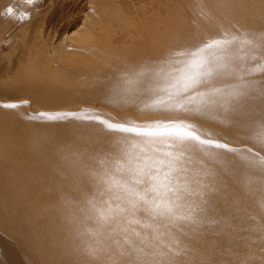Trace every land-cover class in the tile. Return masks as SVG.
Listing matches in <instances>:
<instances>
[{
	"label": "bare ground",
	"instance_id": "1",
	"mask_svg": "<svg viewBox=\"0 0 264 264\" xmlns=\"http://www.w3.org/2000/svg\"><path fill=\"white\" fill-rule=\"evenodd\" d=\"M152 1L155 4L157 2L166 4L167 1H170L172 8L168 10L161 9L160 12L156 8L158 4L156 7L150 6V4L154 5L151 3ZM174 1L140 0L141 7L137 8L135 6L139 4L138 1V4L134 5L135 3L132 4L128 0H95L93 3L91 2L95 5V10L92 13L90 12L91 14L86 12L88 14L87 19L83 23L81 22L82 24L77 29L74 27L75 31L62 33L65 35L61 39L59 38L60 40L54 34L53 37L58 40L57 42L51 43L50 39V41L46 40V42L49 41L47 46L51 45L48 46L49 48L45 47L35 35L36 30L33 31V34H31L32 32L29 34L30 37L27 36L28 34L16 33L20 34V38L18 40L16 37H19V35H16L17 43L13 40L16 44L12 46L13 43H11L10 45L13 48L8 49L5 53L2 51L3 49L1 50L4 53L3 56L0 55L4 61L2 64L5 63L4 59H7L9 62L6 63L10 66L13 55L17 54L18 51L20 54L16 69L18 79L13 82L17 86L11 91L9 90L7 93L0 95V98L4 103L27 101V104L17 110L0 108V193L6 192L5 195L7 196L5 200L3 197V202L0 201V215L3 217V219L0 218V221L4 220L3 222L7 224L15 221L17 213L15 210L21 205L20 209L21 207L22 209L21 211L19 209L18 212H21V219L18 221L22 228L28 230L31 228L32 230L37 227L38 231L40 222H46V224L50 222L49 224L52 225L51 220L56 219L55 221H57L58 219V222H55L57 225L51 227L43 238L40 237L41 239L46 238L44 242L47 241L51 244L52 241L50 240H64L68 241L69 246L85 239L91 240L93 246H90L98 249L95 255H90L88 251L90 246L88 249L78 248V246L76 250H72L76 251L79 257L78 259L75 258L74 261L72 259L74 254L73 257L67 256L72 260L61 255V251L67 244L63 243V245H66L63 246L60 243L62 249L57 257L53 252H59V245H56L58 247L54 245L55 251H52L54 250L52 249L53 246L49 247L51 245L46 243L52 249H50L52 252H49L48 247L46 248L47 245L43 244L44 242L41 243L35 240L37 236L35 234H38L35 233L33 242L43 244L45 251L48 250L46 252L48 256L54 257L55 255L57 259L54 260L58 261V259L63 258L60 264H143L142 261H137L135 253L126 244H123V237L131 235L130 231L129 233L121 232L120 229L123 227H135L141 235L147 237V243L160 244L163 241L165 244H171V238L168 234L161 235V233H166L167 230L164 227L157 228L159 222L153 223V228H157L154 231L153 228H141L139 225L129 226L123 217L120 218L119 225L115 222L112 223L111 227L116 229L112 235H109V227H105L97 236H94L95 238L89 236L86 232L88 228H96L93 219L89 218L92 214L86 211L87 200L96 198L94 184L86 174L88 166H97V161L107 153L118 154L121 141L125 136H128L132 142L141 145L146 138L109 131L98 121L79 122L69 119L64 122H42L32 120L29 117L35 115L33 108H38L37 110L39 108L55 110L51 113L48 112L49 114L58 113L57 110L60 112L61 109H69L68 112L93 114V111L90 110L92 106L101 107L104 110L93 109L94 113H98L95 115L98 116L101 113L99 117L108 122L116 123L117 121V123L120 122L126 125L131 122L129 126L132 124L146 126L154 124L156 121L173 119L174 117L165 111L146 107L154 100L165 97L166 92L153 93L146 90L149 86V78L147 77L132 84L126 83V77L130 78L133 71L155 67L159 62L177 52H191L190 50H195L198 45L202 47L205 41H208L207 38L210 37L204 35L202 31L211 33L214 30V32L220 31L223 27L224 29L233 30L236 26L242 24V28L236 33H230L226 30L228 33L221 34L226 35L227 38H237L231 44V48L237 47L233 48L234 50H228V52L231 51L229 54L235 58L234 63L237 65L243 64L245 67L246 65L249 67L251 64H264V22H262L264 18L261 17V14L264 16V0H205V2L200 0L207 5L206 12L211 10V16L208 13L209 18L207 20L200 21L198 19V22L202 23V28L198 24L200 26H198L200 29L198 31L195 25L196 28H194L197 32L191 31L189 28L190 20H188L190 16L188 17V14L184 13L185 11L181 6H175L177 3ZM87 2L89 3V1ZM31 4L34 7L36 6V2H31ZM2 5L4 4L2 3ZM198 7H201L198 8L200 11L202 6ZM30 8L32 7L30 6ZM29 9H27V12ZM189 9L188 12L192 14V10L189 11ZM141 14L147 20L145 18V20H142L139 17ZM183 14H186L187 19L182 16ZM223 16H226L227 19L221 20ZM0 17L2 19L3 16ZM183 18L186 20L182 21ZM212 22L215 23L216 27L212 26ZM78 23L76 26H78ZM229 23L230 25L227 26ZM29 25L25 28L33 26ZM30 28L32 29V27ZM20 29L22 30V28ZM53 37L52 39H54ZM246 39L252 40L257 46L252 47V49L250 45L242 43ZM168 46L172 49L174 46V49L172 50ZM249 51H252V53L248 54ZM204 55L207 56V53ZM239 57H243V59L241 60ZM186 58L179 57L181 61ZM172 71L174 72V81L183 77L188 69L181 63L174 66ZM255 76H257V73L254 77L250 76L247 79L254 81L259 79L260 81L259 76ZM234 82L231 79L216 81V85L221 86ZM262 86L264 85H257V88L263 89ZM255 95L260 99L256 100ZM253 97L251 101H247L244 110L247 114L233 115V113H228L224 116L225 119L230 121L228 124L213 120L210 116L192 115L181 116L180 118L186 119L204 132L210 133L211 135L206 138L229 140L239 143V145L241 143L244 146L248 142L249 147V141L250 143L254 142L251 138L253 137L252 133L254 135L256 133L254 130L257 131L256 122H264V97L262 95L258 96L255 92ZM82 106L91 107L80 110L79 108ZM96 110L99 112H95ZM216 111L218 114L220 113L219 109ZM247 134L252 137L249 138ZM253 142L252 144L256 143V141ZM234 146L236 145L234 144ZM114 148L118 151H115ZM211 151L216 150L211 149ZM257 151L260 152L256 149ZM133 152L135 153V150ZM262 153L264 156V152ZM192 157L193 168L207 167L216 174L214 181L216 192L207 197L209 203L205 220L218 222L211 225L205 223L202 227L196 229L188 226L184 229V232L176 233L180 240V248L183 251L181 255L174 257V264H264V182H262L264 174L262 175L261 171L249 174L247 168L240 164L241 160L238 159L237 155L232 153H224L223 164L209 160L204 152L196 148L193 149ZM7 209L9 213L5 214ZM81 209H85V211H81ZM138 215L144 216L143 213ZM33 221L34 223H31ZM14 223L9 225L10 230L15 228L18 232V224ZM13 225L16 226L13 227ZM1 227L3 229L0 230H4V226L1 225ZM4 234H6V226ZM131 238L138 247H145V244L141 243L135 236H131ZM3 240L5 242V239ZM116 240L121 243H115ZM175 247L173 245V248ZM27 248L29 249V247ZM71 249L70 247L69 251ZM41 250L43 251L40 252V255L43 254L44 248H41ZM145 250L152 251L153 249L145 248ZM160 250L167 251V248L161 245ZM3 251L1 252L0 248V253L5 256L7 253ZM9 251H11V254L14 252L13 249ZM31 252H34V249ZM64 252L63 254H65ZM122 252H126L128 255H121ZM18 253L15 251L16 255ZM78 253L81 254L78 255ZM2 254L0 255L3 256ZM33 257L36 258V255L34 254ZM33 257L29 258L35 260ZM21 258H23L22 255ZM64 258L66 259L64 260ZM9 259L11 258L9 257ZM23 259L26 262V258ZM32 259L31 261H33ZM50 260L51 258H49ZM19 261L21 262V260ZM56 264H59V262Z\"/></svg>",
	"mask_w": 264,
	"mask_h": 264
},
{
	"label": "snow or ice",
	"instance_id": "2",
	"mask_svg": "<svg viewBox=\"0 0 264 264\" xmlns=\"http://www.w3.org/2000/svg\"><path fill=\"white\" fill-rule=\"evenodd\" d=\"M6 11L12 16L14 9L10 7ZM18 18L30 19L27 15ZM236 39L227 38L226 35L210 38L202 47L191 52H177L155 67L133 71L130 78L126 77L128 84L147 77L149 86L146 90L153 93L166 92L165 97L154 100L146 107L165 111L173 119L156 121L146 126H129L105 121L88 112H41L29 117L42 122H64L69 119L79 122L98 121L109 131L146 138L141 145L125 136L118 154L107 153L97 161V166H88L86 174L96 189V198H89L86 202V211L92 214L89 218L96 224L95 229H86L89 236H96L105 227H109V235L114 234L116 229L111 225L113 222L119 225L121 217L129 226L139 225L141 228H153V223L159 222L157 228L164 227L167 230L161 235H170L171 244L163 241L160 244L147 243V237L141 235L135 227L120 229L123 233L131 232V235L123 237V244L143 264H174V257L183 251L176 233L184 232L188 226L196 229L205 223L211 225L218 222L205 220L209 203L207 197L216 192V174L207 167H192L193 149H199L209 160L220 164H223L224 153H232L264 172V157L259 153H252L251 148L231 147L228 143L204 138L211 134L180 118L210 116L213 120L228 124L230 121L224 118L228 113L247 114L244 110L254 92L264 96V89L257 88V81L247 79L264 66L246 68L243 64L234 63L235 58L229 54L228 48ZM242 43L253 48L257 46L250 39ZM210 50L214 51L205 56ZM179 57L187 58L181 61ZM181 63L188 71L173 81L172 69ZM229 79L235 82L221 86L214 83ZM26 104L27 101L0 103V108L17 110ZM217 109L220 110L219 114ZM256 129L252 139L264 148V122H256ZM140 213L144 216L138 215ZM131 236L139 239L145 247H138ZM114 242L121 243L119 240ZM161 245L167 251L160 250ZM173 245L176 247L173 248ZM145 248L153 250L146 251ZM88 251L90 255H95L98 249L90 246ZM121 255L128 253L122 252Z\"/></svg>",
	"mask_w": 264,
	"mask_h": 264
},
{
	"label": "rangeland",
	"instance_id": "3",
	"mask_svg": "<svg viewBox=\"0 0 264 264\" xmlns=\"http://www.w3.org/2000/svg\"><path fill=\"white\" fill-rule=\"evenodd\" d=\"M4 1V2H3ZM6 1V2H5ZM18 1V2H17ZM38 1V2H37ZM87 1H89V3L87 2ZM95 0H36V6L34 7V5L32 6V4H31V2H32V0H0V16H3L2 17V19H1V17H0V55L1 56H3L4 55V53L5 52H7L8 51V49L10 50L11 48H13V47H10V45H11V43H13L12 44V46H14V44H16L17 43V41L19 40V38H20V34L22 33V34H28L27 36H29L30 37V33L31 34H33V31L35 32L36 30H37V32H36V36L39 38V40L43 43V45L46 47L47 46V44L49 43V41L52 43V42H57L58 40H60L65 34H62V33H66V32H73V31H75V29H77L83 22H84V20H86L87 19V17H88V14H91L94 10H95V5L94 4H92L93 2H94ZM132 2H130L129 0H128V2H130V3H132V4H134V5H136V3H137V1H138V5H136L135 7H137V8H139V7H141V5H140V0H131ZM134 1V2H133ZM136 1V2H135ZM39 2H41L40 4H39ZM92 2V3H91ZM161 2H162V0H161ZM168 3H166V4H163V2H162V4H160V3H158L157 2V4H158V6H157V4H155V2L154 1H152L151 3H153L154 5H151L150 4V6H153V7H156L157 8V10H160V12H161V9H166V10H168V9H171L172 7H171V2L170 1H167ZM170 2V3H169ZM174 2H176L177 4H175V6H181V8L185 11H183L184 13H186V14H188V20H190V25H189V28L191 29V31H193V32H197L196 30H198V31H200V29H199V27L200 28H202V23H200V22H198V19L200 20V21H202L203 19H204V21L205 20H207L208 18H209V15H210V11H208V12H206L205 11V9H206V7H207V5L204 3L205 2V0H204V2H202V1H200V0H175ZM198 2V3H197ZM2 3L4 4V5H2ZM31 5H30V4ZM33 3V2H32ZM35 3V2H34ZM180 3V4H179ZM195 3V4H194ZM200 3V4H199ZM39 6H38V5ZM179 4V5H178ZM194 4V5H193ZM198 4V5H197ZM28 5H30L32 8H30V6H28ZM140 5V6H139ZM164 6V7H162V6ZM197 5V6H196ZM213 5H215V4H213ZM212 5V6H213ZM15 6V7H14ZM18 6V7H17ZM41 6V7H40ZM167 6V7H166ZM190 6V7H189ZM194 6L195 7V9H194V7L192 8V7ZM198 6H202V9L199 11V9L201 8H199ZM13 8L14 10H16L15 12H13V14H12V16H9L8 14H7V9L8 8ZM214 7V6H213ZM213 7H212V9H213ZM18 8V9H17ZM30 8V9H29ZM94 8V9H93ZM152 8V7H151ZM159 8V9H158ZM188 8H190L189 9V11H191L192 10V14H191V12L189 13L188 12ZM199 8V9H198ZM22 9V10H21ZM27 9H29L28 10V12H27ZM20 10V11H19ZM195 10V11H194ZM264 10V9H263ZM19 11V12H18ZM24 11V12H23ZM193 11H194V14H193ZM205 11V12H204ZM18 12V13H17ZM21 12V14H23V15H21V14H19ZM86 12L88 13V14H86ZM91 12V13H90ZM188 12V13H187ZM262 12V11H261ZM198 13V14H197ZM200 13H202V14H200ZM205 15H204V14ZM209 13V15H207ZM263 13V12H262ZM185 14V15H186ZM17 15V16H20V17H23V16H25V15H27V16H29L30 17V19H28V20H21V19H18L17 18V16L15 17V16ZM85 15V16H84ZM184 14L182 15V16H185ZM194 15V17L196 18H194V17H192ZM196 15H197V17H196ZM201 15H204V16H201ZM258 15H260L259 13H258ZM84 16V17H83ZM87 16V17H86ZM143 16V14H141V15H139V17H141V19L143 20L144 18H145V16L144 17H142ZM211 16V15H210ZM201 17H204V18H201ZM261 17L262 18H264V16H263V14H261ZM5 18V19H4ZM12 18H13V20H12ZM15 18V19H14ZM17 18V19H16ZM42 18V19H41ZM83 18H85V19H83ZM155 18V17H154ZM185 18H186V16H185ZM12 20V22H11V20ZM39 19V20H38ZM146 20H147V18H145ZM144 19V20H145ZM187 19V18H186ZM186 19H182V21H184V20H186ZM224 19H227L226 18V16H223L222 18H221V20H224ZM10 20V22H8ZM17 20V21H16ZM37 20H38V22H37ZM220 20V19H219ZM220 20V21H221ZM73 23H72V22ZM196 21V22H195ZM35 22H36V24H35ZM42 22V23H41ZM70 22V23H69ZM78 22H80V23H78ZM82 22V23H81ZM192 22V23H191ZM194 22H195V24H194ZM262 22H264V20L262 21ZM67 23H69V24H67ZM74 23H75V25H74ZM78 23V26H76V24ZM185 23V22H184ZM33 25V26H30V25ZM200 26H199V25ZM215 23H213L212 22V26L214 25ZM23 25V26H22ZM30 26V27H32V29L30 28V27H27V28H25V26ZM67 25H68V27H67ZM70 25V26H69ZM74 25V26H73ZM195 25H196V27H195ZM230 25V23L227 25V26H229ZM35 26V27H34ZM199 26V27H198ZM211 26V27H212ZM36 27H38L39 28V30H38V28L36 29ZM72 27H73V29H72ZM74 27H75V29H74ZM196 28V30H195V28ZM214 27H216L215 25H214ZM20 28H22V30L20 29ZM25 28V29H24ZM192 28H193V30H192ZM240 28H242V24H240V25H238V26H236L233 30H231V29H224V27L219 31V30H217L216 32H207V33H209L208 35H207V33L205 32V31H202V33H204V35H206V36H210L209 38H207L208 40L210 39V38H216V37H223L224 35H221L222 33L223 34H225V33H228V32H230V33H236ZM31 29V31H29ZM33 29H35V30H33ZM19 30H20V32H19ZM25 30V31H24ZM27 30V31H26ZM43 30V31H42ZM67 30V31H66ZM225 30V31H224ZM226 30L228 31V32H226ZM233 31V32H231V31ZM219 31V32H218ZM50 32V33H49ZM225 32V33H224ZM16 33H20V34H16ZM49 33V34H48ZM214 33H216L217 34V36H215L216 34H214V36H213V34ZM21 34V35H22ZM50 35V36H48V35ZM55 34V37H57V39L55 38V37H53V35ZM16 35H19V37L17 36L16 37ZM47 35V36H46ZM57 35V36H56ZM46 36V37H45ZM18 39H16V38ZM52 37L54 38V39H52ZM13 38V39H12ZM60 38V39H59ZM2 39V40H1ZM50 39V40H49ZM13 40H14V42H16V43H14L13 42ZM16 40V41H15ZM46 40H49V41H47L46 42ZM56 40V41H55ZM45 41V42H44ZM7 43V44H6ZM205 43H207V41H205ZM204 43V44H205ZM2 44V45H1ZM168 44V43H167ZM166 44V45H167ZM203 44V45H204ZM7 45H9V46H6ZM50 45V44H49ZM48 45V46H49ZM163 45H165V44H163ZM169 45V44H168ZM202 45V46H203ZM234 46H235V44H233ZM2 46V47H1ZM47 46V47H48ZM51 46V45H50ZM161 46H162V44H161ZM170 46V45H169ZM168 46V47H169ZM201 45H198V48L200 47ZM6 47V48H5ZM8 47H10V48H8ZM167 47V46H166ZM171 47V46H170ZM169 47V48H170ZM230 48H228V50H232L233 48H236L237 46H235V47H233V48H231L232 47V45L231 46H229ZM251 47V46H250ZM5 48V49H4ZM49 48V47H48ZM163 48V47H162ZM242 48V47H241ZM252 48V47H251ZM3 49V50H2ZM170 49H172V48H170ZM173 49H174V46H173ZM172 49V50H173ZM197 49V48H196ZM253 49V48H252ZM252 49H250V50H252ZM4 52H2V51ZM234 50V49H233ZM190 51H192V50H190ZM212 51V50H211ZM236 51V50H235ZM241 51V50H240ZM242 51H243V49H242ZM229 52H231V51H229ZM251 54L252 53V51H249L248 52V54ZM19 54H20V52L18 51V53L17 54H14L13 55V58L11 59V66H10V64H7L6 62H9L7 59H4L5 60V63H3L2 64V62H4L3 60H2V58H1V56H0V58H1V61H0V95H3V94H5V93H7V91H11L13 88H16V86H17V84H13V82H15L16 81V79H18V75H17V73H16V69H17V64H18V59H19ZM208 54H211V52L210 53H207V56H209ZM15 55H16V57H15ZM18 55V56H17ZM246 55H247V52H246ZM14 59V60H13ZM7 60V61H6ZM13 61H14V63H13ZM54 62H56V60H54ZM53 62V63H54ZM7 66V68H5V66ZM250 65V64H249ZM8 66H9V68H8ZM251 66H253V67H251ZM251 66H247L246 65V67H248V68H255V67H257L258 65H254V64H251ZM260 66H264V64H262V65H260ZM257 73V76H255V77H258L259 76V78H260V81H259V79H258V81H257V85H264V83H262V82H264V77H263V73H264V68H262L260 71H258V72H256ZM256 73L255 74H253L252 76L254 77V75H256ZM262 83V84H261ZM215 84H216V81H215ZM5 88H7V89H5ZM262 88L264 89V86H262ZM3 93H2V92ZM255 94H257V93H255ZM253 95H254V93L252 94V97H253ZM257 95H255V99L257 100V99H260V97H256ZM259 96V95H258ZM264 97V96H263ZM263 97H261V98H263ZM254 98V97H253ZM250 101L252 100V98L251 99H249ZM254 101V100H253ZM4 103V101H2V99L0 98V103ZM91 106H82L81 108H79L80 110H83L84 108H90ZM33 108V107H32ZM83 108V109H82ZM96 108H98L99 110L101 109V111L102 110H104L103 108H101V107H94V106H92V109H90L91 110V112L93 113V114H98V113H94V110L93 109H96ZM31 109V108H30ZM38 109V108H37ZM37 109H34L33 108V110H34V112H32V113H34V114H37V112H54L55 110H52L51 111V109L49 110H46L45 108L44 109H41V108H39V110H37ZM85 109V110H86ZM37 112H36V111ZM64 110V109H63ZM62 109L60 110V112L62 111V112H64V111H69V109H66V110H64L63 111ZM80 110H78V111H80ZM87 111H89V110H87ZM57 112L58 113H60L59 112V110H57ZM90 112V111H89ZM95 112H99V111H95ZM104 112V111H103ZM103 112H102V114H103ZM234 114H238V113H233V115ZM101 115V113L98 115V116H100ZM116 123H117V121H116ZM120 123V122H119ZM127 125H130V124H127ZM253 129V128H252ZM254 130V129H253ZM254 132H256L255 130H254ZM251 134V133H250ZM250 134H247V136L250 138ZM252 135L254 136V134L252 133ZM252 137V136H251ZM204 138H206V137H204ZM252 139V138H251ZM218 141H220V142H224V143H228L231 147H237V148H241V149H243L244 147H245V149H246V147H248V142L247 143H245V146L244 145H242L241 143H240V145H239V143H235V142H231V141H229V140H224V139H217ZM253 142V141H252ZM252 142L250 143V141H249V147L248 148H251L252 149V153H259V155L261 156V157H264L262 154V152H264V148H262V147H260V146H258V143L256 142L255 143V141L253 142V143H255V144H252ZM231 143V144H230ZM234 144L236 145V146H234ZM246 144H247V146H246ZM252 147H251V146ZM244 146V147H243ZM243 147V148H242ZM256 149L257 150H260V152H256ZM114 150L115 151H118V150H116V148H114ZM217 151V150H216ZM113 154V153H112ZM248 155H250V154H248ZM238 157V159H240L239 158V156H237ZM241 160V159H240ZM240 160H235V161H240ZM233 162V161H232ZM240 164L244 167H246L247 168V170H248V172H249V174H251V173H257V172H259L260 171V169L259 168H256V167H251L252 165L250 164V162L249 161H246V160H241L240 161ZM1 170V169H0ZM254 170H256L255 172H254ZM264 174V172H262V175ZM264 176V175H263ZM2 180V179H1ZM262 182H264V180L262 181ZM6 192H1L0 193V201H2L3 200V197H4V200H5V197H7L6 195ZM9 197V196H8ZM3 200V201H4ZM2 201V202H3ZM20 206L21 205H19L18 206V208L15 210L17 213H16V216H15V221H13V222H9L8 224L7 223H4L3 221L4 220H2L3 219V217L0 215V218H2L1 220L2 221H0V222H3V223H0L1 225H3L4 226V230H0V231H2V232H0V248H1V252H2V250H4L3 252L4 253H7V254H5V256L2 254V253H0V254H2L3 256H1L0 255V264L2 263V264H30L31 262H35L36 260H40V262L38 263V261H36L35 262V264H42L43 262V264H47V262H49L48 264H56L57 262H59V264H60V261L63 259V258H61V255L63 256H65V257H67V256H70V257H73L74 256V258H72L73 260L76 258V259H78L79 257L77 256V252L76 251H72V250H76L77 249V247L78 248H81V247H83V248H86V249H88V247L90 246V245H92L93 246V244H92V242H91V240H80V241H78V243L77 242H75V243H77V244H75V243H72V244H70L69 246H68V244H67V242L68 241H55V240H50V241H52L51 242V244L50 243H48L47 241L46 242H44L45 241V239H41V238H43L44 237V234L45 233H47L49 230H50V228L51 227H55L56 225H57V223H55V222H58V219H57V221H55L56 219H52L51 221V224L52 225H50L49 223L50 222H47V224H46V222H40L39 223V228H38V231H37V227L36 228H34V229H32L31 230V228L28 230L27 228H22V226H20V224H19V221H20V216H21V212L20 213H18L19 212V209H20ZM31 207H33V206H31ZM21 209H22V207H21ZM21 209H20V211H21ZM6 213H9L8 212V209L5 211V214ZM19 214V215H18ZM17 217H18V219H17ZM28 219V218H27ZM19 220V221H18ZM33 220V219H32ZM59 221H60V219H59ZM15 222V223H14ZM12 223H14V224H18L17 226L19 227H16V228H18L19 230H18V232H17V229L15 230V228H13V229H11L12 231H13V233H12V231L10 230V226L9 225H11ZM31 223H34V221L33 222H31ZM45 224H46V226H45ZM1 225H0V229H3L2 227H1ZM5 226H6V234H4V231H5ZM9 226V227H8ZM16 226V225H15ZM14 225H13V227H15ZM7 228H9L8 230L10 231H8L7 230ZM43 228H44V230H43ZM20 229H24V230H20ZM36 230V231H35ZM23 232V233H21V232ZM42 231V232H41ZM29 232V233H28ZM44 232V233H43ZM15 233V234H14ZM19 233H20V235H19ZM26 233H28L27 235H26ZM35 233H38V234H35ZM4 234V235H3ZM35 234V240H38V241H40L41 243H43L45 246H46V248L48 247V244L49 245H51V246H49V247H52L53 246V248L52 249H54V250H52L51 248H47V249H49V252H52V251H55V246L56 245H59V247L61 246V244L63 245V243L64 244H67V246L66 245H63V246H66V247H64L63 248V251H61L60 252V250L62 249L61 247H60V249H59V252H53L54 254H56L57 255V257H58V255L61 253V255L59 256L61 259H58V261L57 260H54V259H57L56 257H55V255H54V257L53 256H48V254H46V252L48 251H45L46 249H45V247L43 246V244H35L33 241H34V237H33V235ZM5 236V237H2V236ZM31 235V236H30ZM9 236V237H8ZM15 236V237H14ZM27 236H29L28 238H27ZM97 236V235H96ZM11 237V238H10ZM19 237V238H18ZM23 237H25L24 238V240H22L23 239ZM33 237V238H32ZM263 237H264V235H263ZM263 237H262V239H263ZM13 238V239H12ZM37 238V239H36ZM95 238V237H94ZM94 238H91V239H94ZM3 239H5V242H3L4 240ZM10 239H11V241H10ZM14 240V241H13ZM23 241V243H22V241ZM28 242H27V241ZM15 241H16V243H15ZM20 241V242H19ZM38 241H35V242H38ZM85 241V242H84ZM263 241H264V239H263ZM27 242V243H29V244H25V243ZM33 242V243H32ZM59 242V243H58ZM79 242H80V244H79ZM13 243V244H12ZM15 243V244H14ZM32 243V244H31ZM46 243H48V244H46ZM54 243V244H53ZM61 243V244H60ZM86 243V244H85ZM20 245V247H19V245ZM35 244V245H34ZM53 244V245H52ZM81 244H83V245H81ZM89 244V245H88ZM6 245V246H5ZM8 245V246H7ZM18 245V246H17ZM22 245V246H21ZM24 245H26V246H24ZM34 245V246H33ZM37 245V247H35ZM39 245H41V246H39ZM55 245V246H54ZM2 246H3V248L5 247H7L6 249H7V251H9V250H12L13 249V253L11 254L10 252L11 251H9V252H7L6 250H5V248L3 249L2 248ZM24 246V247H23ZM27 247H29V249L27 248ZM32 247V248H31ZM35 247V248H34ZM56 247H58V246H56ZM70 247L72 248L70 251H69V249H70ZM20 248V249H19ZM24 248V249H23ZM40 248V249H39ZM41 248H44V252H45V254H44V252H43V254L42 255H40L41 253V251H43V250H41ZM66 248V249H65ZM75 248V249H74ZM25 250V251H23V250ZM27 249V250H26ZM33 249H34V252H31V251H33ZM35 249H36V251H35ZM50 249L52 250V251H50ZM66 250V251H65ZM67 250H68V252H67ZM15 251H16V253H18V251H19V253L16 255L15 254ZM27 251H29V252H31V253H29V252H27ZM65 251V252H64ZM63 252L65 253V254H63ZM73 252H75V253H73ZM27 253V254H26ZM32 253H34L35 255H36V258L35 257H33L34 256V254H32ZM37 253H38V255H37ZM52 253V254H53ZM8 254H10V255H13V256H10V255H8ZM31 254V255H30ZM69 254V255H68ZM74 254V255H73ZM79 254H81V253H78V255ZM21 255H22V257L23 258H26V262H25V260L23 259V258H21ZM29 255V256H28ZM48 256V258H47V256ZM73 255V256H72ZM8 256V257H7ZM33 257V258H35V260L34 259H32L33 261H31V259L29 258V257ZM11 258V259H9L8 260V258ZM19 257V258H18ZM53 257V258H52ZM70 257H67V259H71ZM12 258H15L14 260L12 259ZM16 258H18V259H16ZM21 258V259H20ZM47 258V259H46ZM49 258H51V260L49 261ZM23 259V260H22ZM28 259H30V260H28ZM53 259V260H52ZM66 258H64V260H65ZM71 259V260H72ZM12 260V262H10ZM19 260H21V262L19 261ZM28 260V261H27ZM43 262H42V261ZM3 261V262H2ZM24 261V262H23ZM29 261H31V262H29ZM53 261V262H52ZM54 261H57L56 263L54 262ZM75 261V260H74ZM16 262H18V263H16ZM34 262L32 263V264H34ZM63 262V261H62Z\"/></svg>",
	"mask_w": 264,
	"mask_h": 264
}]
</instances>
